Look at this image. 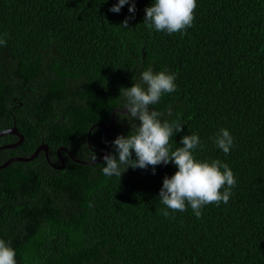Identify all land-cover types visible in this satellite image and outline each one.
Listing matches in <instances>:
<instances>
[{
    "label": "trees",
    "instance_id": "obj_1",
    "mask_svg": "<svg viewBox=\"0 0 264 264\" xmlns=\"http://www.w3.org/2000/svg\"><path fill=\"white\" fill-rule=\"evenodd\" d=\"M117 2L0 0V132L15 123L25 138L0 165L42 144L55 166L61 148L91 162L94 126L93 148L113 152L132 131L121 89L151 67L176 74L177 89L153 106L184 124L173 150L198 133L196 158L234 172L230 199L199 217L190 206L165 216L159 190L171 163L107 177L103 161L62 152L57 170L40 154L0 170V237L18 264H264V0H198L192 26L173 34L144 22L151 0H135L127 27L133 14L127 4L110 11ZM221 127L234 137L228 154L213 143Z\"/></svg>",
    "mask_w": 264,
    "mask_h": 264
},
{
    "label": "clouds",
    "instance_id": "obj_2",
    "mask_svg": "<svg viewBox=\"0 0 264 264\" xmlns=\"http://www.w3.org/2000/svg\"><path fill=\"white\" fill-rule=\"evenodd\" d=\"M197 3L198 0H151V4L145 7L144 22L154 30L168 34L186 31L194 23ZM126 4L133 15L125 18L124 27L134 19L135 0H118L109 9L119 13ZM4 43L6 41L0 39V44ZM176 89L175 73L154 71L151 67L143 70L139 81L132 86L122 87L124 100L119 108L126 109L121 114L131 123L132 131L118 135L111 142L114 151L104 154L101 171L107 177H121L129 167L148 169L151 166L155 174L157 165L171 163L176 171L170 176L165 175L159 190V200L166 206L163 214L169 215V209L185 211L190 206L199 217L207 204H226L237 181L226 162L196 158L195 150L203 147L198 133L182 135L180 146L173 150L170 140L183 131L184 124L179 118L164 119V114L153 106L164 94ZM171 112L169 108V115ZM213 143L228 154L234 146V137L229 129L221 127L213 137ZM90 160L97 161V154L93 151ZM0 264H18L16 249L2 237Z\"/></svg>",
    "mask_w": 264,
    "mask_h": 264
},
{
    "label": "flooded vegetation",
    "instance_id": "obj_3",
    "mask_svg": "<svg viewBox=\"0 0 264 264\" xmlns=\"http://www.w3.org/2000/svg\"><path fill=\"white\" fill-rule=\"evenodd\" d=\"M15 102H17V99H15ZM22 107H23V103L22 102H19V105L18 106H13L12 108H13V111H14V110L20 109ZM110 124H111V122H110ZM6 131H12L14 133L13 134H6V135L0 137V154H2L3 152H5L6 150H15V153H16V151L21 150L22 149V145L25 142V138H24L23 134L20 132V130L17 128L16 124L14 123V125L11 128H7V129L1 131L0 133L6 132ZM111 131H112V129H111ZM110 133L111 132H108V133H105L104 132V136H103V139L102 140H103V143L105 145H109V142L105 140V137L107 136V134H110ZM112 133H115V132H112ZM21 137H22V139H21ZM4 138H8V139H6V141L4 142L3 141ZM88 145H89V143H88ZM41 146H44V144L40 145L38 148H40ZM18 148H20V149H18ZM38 148L36 149V151L38 150ZM89 148H90V146H89ZM90 149H91V151H94L96 154H103L102 156H100L97 159V161L100 160L101 158H103V156H104L105 153H103L102 151H107V150H105L103 148L102 149L101 148H96L95 149V148H93V146ZM36 151L31 156H29V157H22L21 155H14V156H12L10 159H8L6 162H4L3 164H1L0 166L5 165L10 160H13V161L11 163H9L5 168H2L0 170L6 169L9 165H11L14 162H23L21 160L32 157L36 153ZM40 154L41 155L42 154H45L44 150L40 151V153L38 154L37 158L40 156ZM58 155H59V152H58ZM61 155H62V152H61ZM37 158H35V159H37ZM65 164H66V162H65Z\"/></svg>",
    "mask_w": 264,
    "mask_h": 264
},
{
    "label": "water",
    "instance_id": "obj_4",
    "mask_svg": "<svg viewBox=\"0 0 264 264\" xmlns=\"http://www.w3.org/2000/svg\"><path fill=\"white\" fill-rule=\"evenodd\" d=\"M116 111H120L119 109L118 110H116ZM123 110H121V112H122ZM123 112H126V109L123 111ZM114 119H115V112H113V114H112V119H111V124H110V126L109 127H106V125H104V124H102V127L104 128V130H105V133H108V132H111V127H112V125H113V122H114ZM97 126H101V125H97ZM95 127V126H94ZM93 127V128H94ZM92 128V129H93ZM92 129H91V131H92ZM90 131V133H89V136H88V143H89V146H90V148H92V143H91V132ZM14 132H12V131H6V132H2V133H0V137H2V136H4V135H6V134H13ZM21 139H22V137H21ZM21 144V143H20ZM42 150H44V152H45V156H46V158H47V161H48V163H50V165L52 166V167H54L55 169H57V170H62V169H64V167H65V161H64V159H63V157H62V155H61V152H66L74 161H76V162H78V163H81V164H93V162H86V161H81V160H78V159H76L69 151H68V149H66V148H61L60 150H59V156H60V159H61V162H62V164H61V166H55V165H53L52 164V162H51V160H50V156H49V147L47 146V145H44V146H41L40 148H38V150L36 151V153L32 156V157H30V158H27V159H23V160H21V161H23V162H30V161H33L35 158H37V156H38V154L40 153V151H42ZM101 152V151H100ZM103 153H108V151H102ZM103 160V158H101L100 160H98V161H96L95 163H98V162H100V161H102ZM13 160H10L8 163H6L5 165H2V166H0V169H2V168H5L9 163H11Z\"/></svg>",
    "mask_w": 264,
    "mask_h": 264
},
{
    "label": "bare ground",
    "instance_id": "obj_5",
    "mask_svg": "<svg viewBox=\"0 0 264 264\" xmlns=\"http://www.w3.org/2000/svg\"><path fill=\"white\" fill-rule=\"evenodd\" d=\"M103 161V160H102ZM251 176V175H250ZM246 258V257H245Z\"/></svg>",
    "mask_w": 264,
    "mask_h": 264
}]
</instances>
